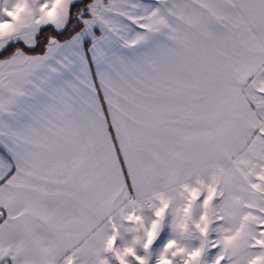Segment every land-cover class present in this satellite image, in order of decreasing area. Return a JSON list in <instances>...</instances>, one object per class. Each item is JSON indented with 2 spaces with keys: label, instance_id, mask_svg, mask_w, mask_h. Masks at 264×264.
<instances>
[{
  "label": "snow or ice",
  "instance_id": "1",
  "mask_svg": "<svg viewBox=\"0 0 264 264\" xmlns=\"http://www.w3.org/2000/svg\"><path fill=\"white\" fill-rule=\"evenodd\" d=\"M0 264H264V0H0Z\"/></svg>",
  "mask_w": 264,
  "mask_h": 264
}]
</instances>
